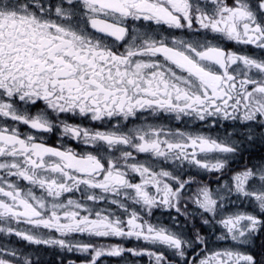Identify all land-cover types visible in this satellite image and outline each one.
I'll return each instance as SVG.
<instances>
[{
	"label": "snow or ice",
	"instance_id": "obj_1",
	"mask_svg": "<svg viewBox=\"0 0 264 264\" xmlns=\"http://www.w3.org/2000/svg\"><path fill=\"white\" fill-rule=\"evenodd\" d=\"M0 237V264H264V0H0Z\"/></svg>",
	"mask_w": 264,
	"mask_h": 264
},
{
	"label": "flooded vegetation",
	"instance_id": "obj_2",
	"mask_svg": "<svg viewBox=\"0 0 264 264\" xmlns=\"http://www.w3.org/2000/svg\"><path fill=\"white\" fill-rule=\"evenodd\" d=\"M22 2H25V3H28L29 7L34 10V11H37V12H42L44 10L47 9V7L50 5V4H54L57 2V0H22ZM40 5L39 8L35 7V5ZM227 44V42H225ZM229 47H231V45H228ZM144 115H148V114H144ZM148 119L149 120H152V119H156V120H161V122H164V123H173L171 121H168V118L167 117H163V116H160V117H151V116H148ZM73 122H78V121H73ZM85 123H87L85 121ZM174 126L176 127H183V124H175ZM195 128H200V125L199 124H196L194 125ZM232 128L231 125L225 123L224 124V127L221 128L219 125L217 126V128L215 129H211V131L213 133H225L227 131H230ZM27 131V129H25ZM204 131H209V129H204ZM46 142L51 144V145H57L59 142H60V138L53 134L51 136H48L47 139H46ZM66 143H68L69 146H72V147H78L77 145H75L74 142H71V141H65ZM157 215H160L159 212H157ZM165 216V218L167 217V213H164L163 214ZM0 240H3V237H0ZM9 243H11L9 241ZM135 243L134 241H129L127 242V244L125 245L126 247L128 246H132V244ZM21 247H23V245H21ZM26 251H29L31 252L32 249L30 248H25ZM41 255V264H59V261L61 259H63V262L64 264H67V259H74L76 260V264H81V260L83 259L82 257H78V256H75L73 254H64L62 252H60L59 250H54V249H46V250H42L40 251L39 253Z\"/></svg>",
	"mask_w": 264,
	"mask_h": 264
},
{
	"label": "clouds",
	"instance_id": "obj_3",
	"mask_svg": "<svg viewBox=\"0 0 264 264\" xmlns=\"http://www.w3.org/2000/svg\"><path fill=\"white\" fill-rule=\"evenodd\" d=\"M60 252H62V250H60ZM32 264H41V259L33 256V258H32Z\"/></svg>",
	"mask_w": 264,
	"mask_h": 264
}]
</instances>
